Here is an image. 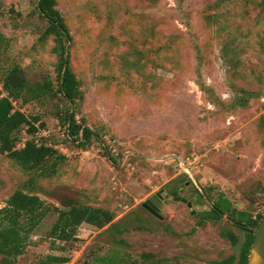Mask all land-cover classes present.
<instances>
[{
    "label": "rangeland",
    "instance_id": "rangeland-1",
    "mask_svg": "<svg viewBox=\"0 0 264 264\" xmlns=\"http://www.w3.org/2000/svg\"><path fill=\"white\" fill-rule=\"evenodd\" d=\"M56 1L72 36L68 54L81 90L75 102L57 92V44L54 36L42 38L48 22L38 0H0V76L19 65L30 82L51 81L56 90L14 101L51 129L23 127L19 146L35 139L66 157L45 177L0 153V208L17 190L50 207L24 252L0 255V264H210L238 257L246 231L227 214L215 221L202 213L221 194L238 210L264 212L263 0ZM70 108L96 133L87 144L63 136ZM161 189L159 218L143 202ZM174 189L192 206L175 199ZM76 204L109 209L113 223L128 230L83 223L71 239L53 236L56 208ZM56 255L68 261L55 262Z\"/></svg>",
    "mask_w": 264,
    "mask_h": 264
},
{
    "label": "trees",
    "instance_id": "trees-1",
    "mask_svg": "<svg viewBox=\"0 0 264 264\" xmlns=\"http://www.w3.org/2000/svg\"><path fill=\"white\" fill-rule=\"evenodd\" d=\"M38 10L40 16L48 22L42 38L54 36L57 44L55 46L59 55L57 92L70 102H75L80 97L81 90L76 74L70 66L68 54V44L72 39L70 30L64 16L57 8L56 0H38ZM0 77L4 89L8 92L7 96L0 95V153H6L26 172H37L39 176L45 177L53 175L57 164L66 157L53 144L38 142L35 139H26L25 144L19 146L17 132L27 127L29 133H37L41 129L37 125L41 118L39 116L30 118L24 111L17 109L14 102L17 100L28 103L50 95L56 91L53 83L51 81L30 82L19 65L7 68ZM61 122L64 126L63 136L73 138L82 145L96 137L95 131L90 126L78 122L72 108L68 110ZM40 125L43 127L45 123L42 122ZM110 159L113 160L111 156ZM170 193L173 196L179 195L178 189L171 190ZM56 209L59 215L52 234L62 240L75 237L79 226L83 223L99 228L110 224L109 228L119 234L128 230V227L113 223L114 214L106 208L76 204L67 209L58 207ZM49 210L50 207L37 194L22 190L12 194L7 205L0 208V255L5 260L24 252L31 233ZM224 214L229 215L235 226L246 231V238L238 257L231 255L210 264H248L250 250L256 236L254 227L260 224L264 212L255 216L247 210H238L229 198L221 194L210 210L204 211L202 216L204 220L218 221L224 217ZM226 235L235 245L239 244V238L233 231H229ZM50 258L55 262L68 261L62 255L50 256Z\"/></svg>",
    "mask_w": 264,
    "mask_h": 264
},
{
    "label": "water",
    "instance_id": "water-1",
    "mask_svg": "<svg viewBox=\"0 0 264 264\" xmlns=\"http://www.w3.org/2000/svg\"><path fill=\"white\" fill-rule=\"evenodd\" d=\"M164 192L165 190L161 189L159 192L151 196L148 200L143 202V206L159 218H162V215L159 212V210H160V205L163 201L162 198L165 197L163 195ZM174 198L177 200L186 201L188 206H192V202L187 201L182 196H175ZM155 199L159 201L157 206H153ZM193 213H195V210H193ZM254 230L256 231V236L250 250L248 264H264V214L260 224L254 227Z\"/></svg>",
    "mask_w": 264,
    "mask_h": 264
},
{
    "label": "built area",
    "instance_id": "built-area-1",
    "mask_svg": "<svg viewBox=\"0 0 264 264\" xmlns=\"http://www.w3.org/2000/svg\"><path fill=\"white\" fill-rule=\"evenodd\" d=\"M0 95L1 96H7L8 95V92L4 89V85H3V82L1 80H0ZM41 131H43V132H50L51 129L50 128L39 129V131L37 133H39ZM24 144L25 143L23 142L22 145H24Z\"/></svg>",
    "mask_w": 264,
    "mask_h": 264
},
{
    "label": "flooded vegetation",
    "instance_id": "flooded-vegetation-1",
    "mask_svg": "<svg viewBox=\"0 0 264 264\" xmlns=\"http://www.w3.org/2000/svg\"><path fill=\"white\" fill-rule=\"evenodd\" d=\"M159 200V199H158ZM158 202L157 199H155V202L153 203V206H157L158 205Z\"/></svg>",
    "mask_w": 264,
    "mask_h": 264
}]
</instances>
